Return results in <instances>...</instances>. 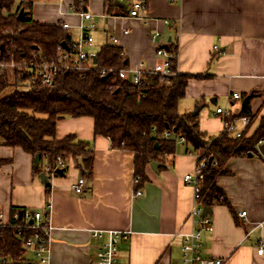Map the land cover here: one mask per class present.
I'll return each mask as SVG.
<instances>
[{
  "label": "crops",
  "instance_id": "obj_1",
  "mask_svg": "<svg viewBox=\"0 0 264 264\" xmlns=\"http://www.w3.org/2000/svg\"><path fill=\"white\" fill-rule=\"evenodd\" d=\"M138 1L146 2L147 8L141 18H132L129 10ZM122 3L126 9L116 5L109 11L104 0H87L83 10L75 11V0L34 1L32 14L44 25L67 23L70 30L66 32L77 41L82 23L79 12L91 13L96 30L85 52L97 58L104 46H116L128 65L141 61L147 74L159 63L157 48L168 46L170 51L173 46L177 71L193 76L179 101L180 113H193L203 106L199 128L217 137L227 126L216 110L229 111L230 126L245 130L240 121L245 112L242 104L252 95L247 110L254 122L246 129L248 136L256 131L264 118V0ZM154 30L161 33L156 44L151 37ZM233 94L240 99L231 100ZM94 124L91 117H65L57 123V139L75 135L91 144L93 174L85 175L77 160L71 159L64 176L50 179L44 172L51 183L49 209L46 186L33 172L32 155L0 145V160L5 161L0 166V223L11 221L13 209L49 214V264H97L113 231L127 234L117 244V264H181L180 236L197 226L190 216L195 192L183 178L194 174L198 155L187 152L185 143L178 141L175 155L166 158L158 170L150 164L145 171L147 180L136 187L134 153L115 149L109 138L95 136ZM225 169L228 173L217 178V186L226 194L233 213L224 205L212 207L213 230L202 236L201 256L224 259V264H264V255L256 252L264 242V156L258 150L251 157L230 158ZM81 178L85 188L76 194L72 186ZM136 189L142 192L138 197H134ZM242 212L246 217H240ZM15 214L19 217L20 213ZM94 232L100 235L95 237ZM28 257L33 259L30 253Z\"/></svg>",
  "mask_w": 264,
  "mask_h": 264
},
{
  "label": "trees",
  "instance_id": "obj_2",
  "mask_svg": "<svg viewBox=\"0 0 264 264\" xmlns=\"http://www.w3.org/2000/svg\"><path fill=\"white\" fill-rule=\"evenodd\" d=\"M109 11L116 8L119 0H104ZM87 0H75V11L83 10ZM34 0H25L16 5V0H0V61H21L32 59L36 53L52 60L57 57L63 42L72 43L71 36L60 24L44 25L33 18ZM27 16L18 19L20 10ZM171 69L175 75L162 81L157 74H147L140 86L123 80L117 72L101 76V69L116 71L128 67L122 50L116 46H104L97 54L96 66L85 72H67L56 77L53 85L43 87L28 80L24 72L8 69L0 75V145L20 148L32 155L33 172H46L50 179L59 176L56 172L59 161L83 157V172L93 174V147L89 142L79 140L75 135L56 138L57 123L65 117H91L94 119L95 136L110 139L115 149L134 153L135 176L141 182L147 180L145 171L152 162L164 167L165 160L176 153L178 141L183 140L187 152L199 155L198 162L206 157L203 168L204 179L200 183V198L204 208L215 204L232 206L226 194L217 186V178L227 174L225 165L230 158L258 153V146L264 142V118L256 131L248 136L245 129L241 138L232 136L229 126L232 118L225 120L227 128L217 137L203 133L199 128L198 116L180 113L179 101L185 97L190 74L177 71V49L170 45ZM13 88L9 94V89ZM251 123L254 117L250 110L242 113ZM171 137L166 138L165 133ZM40 155L36 166L35 157ZM5 161L0 160V166ZM215 163H217L215 165ZM48 169V170H47ZM47 189V206L51 183ZM12 210L9 225L0 224V261L10 264H27L30 260L24 247L23 230L27 237L33 233L32 226H25ZM49 218V214H44Z\"/></svg>",
  "mask_w": 264,
  "mask_h": 264
},
{
  "label": "built area",
  "instance_id": "obj_3",
  "mask_svg": "<svg viewBox=\"0 0 264 264\" xmlns=\"http://www.w3.org/2000/svg\"><path fill=\"white\" fill-rule=\"evenodd\" d=\"M122 2L123 0H119ZM147 8L146 2L138 1L133 4L129 10V16L132 18H141V13ZM79 16L82 19L80 25V37L77 41H72L69 46V50H65L62 46L58 48L57 57L52 60H47L38 54H34L32 59H22L21 61H5L3 58L0 61V75L8 69H17L20 72H24L25 76L30 82L38 83L43 87L53 85L57 76L67 72H79L84 74L85 72L93 69L96 64L94 63V55H89L85 52V46H91L93 44V37L91 33L96 30L95 24L92 22L93 16L89 12H79ZM61 27L68 31L70 26L67 23H62ZM128 33V32H126ZM152 41L156 44L161 38V33L157 30L152 31ZM112 42H117L116 38H112ZM156 55L159 58V63L155 66L154 70L150 74H157L161 77L162 81L167 80L170 76L175 75L171 69L172 55L164 47L159 46L156 50ZM117 72L119 77L123 80L129 79L132 84L140 86L144 83V77L146 76L144 64L141 61L133 60L127 68L120 69L118 71L114 69H101V76L105 77L109 74ZM240 99L239 94H233L231 100ZM216 114L222 116L226 120L230 116V112L222 108L216 110ZM244 129H246L250 120L248 117L240 118ZM229 130L234 131L235 138H241L245 130H236L233 125L229 126ZM165 137H171L170 132L165 133ZM183 141V140H181ZM199 159V155H198ZM197 159V160H198ZM217 163H215L216 165ZM206 166V157L202 158L200 162L197 161L194 174H187L183 180L186 184L193 187L195 192V201L191 211V218L196 221L197 226L194 230L188 234H182V262L181 264H224V259H204L201 256L202 248V236L205 232H211L213 225L211 217L208 214L204 215V207L201 204L200 198V183L204 179L203 168ZM63 161H59L58 168H64ZM85 179L81 178L77 183L72 186V190L76 194L82 193L85 188ZM140 179L135 177L134 186L138 187ZM142 194L140 189H136L134 197H138ZM17 217V216H16ZM240 217H246V212H242ZM0 218H3V214L0 213ZM25 226H32L33 233L27 237L24 236L23 230H19L18 236L24 237V247L32 256L33 259L29 260L27 264H49L50 261V220L45 218L43 212L25 209L22 211V219ZM32 222V223H31ZM1 225H9V223H0ZM100 232H94V236L97 237ZM121 239H127L126 233L110 232L109 240L104 244L102 250L98 255L97 264H117L119 258V251L117 244ZM258 255H264V242H262L256 249ZM1 264H6L5 260H2Z\"/></svg>",
  "mask_w": 264,
  "mask_h": 264
},
{
  "label": "water",
  "instance_id": "obj_4",
  "mask_svg": "<svg viewBox=\"0 0 264 264\" xmlns=\"http://www.w3.org/2000/svg\"><path fill=\"white\" fill-rule=\"evenodd\" d=\"M116 5H117V6H120V7H122V8H124V9H126V6H125L122 2H120V1H118V2L116 3ZM126 11H127V10H126ZM26 16H27V12H25L24 9H21V10H20V13H19V15H18V19H19L20 21H23V20L26 18ZM62 47H63L65 50H69L68 44H67L66 42H63V43H62ZM165 49L168 50V46H165ZM94 63H95V64L97 63V58H96V57H94ZM107 77H108V76H105V77H103V79H106ZM252 97H253V96L250 95V96H248V97H246V98L244 99V102H243V104H242V110H243V111H246V110L248 109V107H249V103H250V100L252 99ZM202 108H203V106H199V107H197L196 110L193 112V115H194V116H198L199 113H200V111L202 110ZM258 150H259V152L261 153V155L264 156V142L261 143V144L258 146ZM249 156L251 157L252 154H249ZM40 159H41L40 155H39V154L36 155V157H35L36 166L39 165V163H40ZM83 160H84L83 157H79V158L77 159V163H78V165L82 168V170L84 169ZM151 167H152L154 170H158V168L160 167V164H159L158 162H152V163H151ZM56 172H57L60 176H64V170H63V169H57ZM40 179L42 180V182H43L44 184H48V183L50 182V179L47 177V175H46L45 173H41V174H40ZM205 214H208V215L211 216V215H212V208H205V209H204V215H205ZM18 218H19V220L22 219V212H20ZM31 223H32V222H31Z\"/></svg>",
  "mask_w": 264,
  "mask_h": 264
},
{
  "label": "rangeland",
  "instance_id": "obj_5",
  "mask_svg": "<svg viewBox=\"0 0 264 264\" xmlns=\"http://www.w3.org/2000/svg\"><path fill=\"white\" fill-rule=\"evenodd\" d=\"M25 1V0H16V5H18L20 2ZM36 1V3H46V2H50L53 0H34ZM11 91H13V88L9 89V91L6 92V94H9ZM73 162H75L74 159H71ZM68 165V164H67Z\"/></svg>",
  "mask_w": 264,
  "mask_h": 264
}]
</instances>
